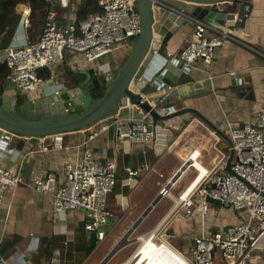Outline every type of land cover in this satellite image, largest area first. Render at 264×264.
Segmentation results:
<instances>
[{"label": "crops", "instance_id": "0c3cea01", "mask_svg": "<svg viewBox=\"0 0 264 264\" xmlns=\"http://www.w3.org/2000/svg\"><path fill=\"white\" fill-rule=\"evenodd\" d=\"M81 0H70L63 8L57 1L51 2L57 22L65 23L76 20V12ZM29 5V4H28ZM234 7L235 15L241 7L246 11L243 18L237 20L241 27H231L228 32L234 38L215 50L209 66L201 61L191 64L187 73L179 75L177 83L166 80L172 89L166 95L158 94V89H151L146 94L161 106L181 108L185 106L197 109L209 121L227 132V123L243 125L254 120L255 113L264 104V15L262 0H237L228 4ZM30 26L23 25L24 16L16 10L8 22L7 30L0 38V63L4 59L7 47H22L35 41L41 32L36 29L34 19L29 15ZM192 39V26L181 25L168 41L167 50L176 55ZM129 47L118 45L112 53L89 63L78 53L64 51L62 60L51 68L39 72L47 79L46 83L35 92L19 93L38 97L48 92L72 86L71 77L82 76L79 71L90 66L103 64L106 69L118 68L125 61ZM234 73L233 75L231 73ZM14 84L5 80L2 94L15 99ZM1 94V95H2ZM131 105L118 110L126 115ZM103 121L94 126L61 134V140L54 137L39 138L32 141L28 137L15 135L6 147H0V165L18 172L24 182L5 192L0 209V256L6 264H47L51 255L57 254L64 264H98L106 253L117 243L128 229L138 220L130 236L149 235L152 232L165 231V240L179 251H184L192 243L194 235L212 233L241 220V214L224 210L209 202L207 218L202 221L197 213L190 219L175 214L177 195L187 185L195 173L193 167L181 172L177 179L169 184L181 163L197 150V160L210 167L216 153L213 145L217 135L204 122L193 118L162 152L157 154L152 144H138L128 139L109 134L108 128L101 130L88 145L96 159L101 162H116V184L106 197L108 208L115 213L106 237L98 241L95 248L86 252L89 238L84 230L85 211L82 208L69 209L61 214L59 223L52 220L51 196L32 188V181L44 175L49 169L57 170L58 179L63 175L65 161H73L83 149L88 133L98 130ZM61 143L66 149H53ZM217 146L229 153L227 142L221 137ZM47 147L46 150H43ZM141 167L137 175L127 181L128 169ZM168 185L170 196L160 195L162 186ZM157 201L150 206L156 198ZM137 237L135 238L137 240ZM146 252L141 264H166L157 246L152 249L142 248ZM3 243L7 248L1 251ZM150 244V243H149ZM122 246V247H123ZM120 247L109 260L119 259ZM154 252H151L153 251ZM162 252V254L160 253ZM132 255L123 258L126 264ZM181 257V256H180ZM182 258V257H181ZM183 259V258H182ZM184 260V259H183ZM140 262V261H138ZM251 264H264V252L256 251Z\"/></svg>", "mask_w": 264, "mask_h": 264}, {"label": "built area", "instance_id": "2783aa9c", "mask_svg": "<svg viewBox=\"0 0 264 264\" xmlns=\"http://www.w3.org/2000/svg\"><path fill=\"white\" fill-rule=\"evenodd\" d=\"M47 1H57L63 8L70 4V0ZM262 2L264 15V0ZM97 3L100 10L88 14L79 23L57 22L55 12L49 10L36 41L22 47L6 48L1 62H6L9 68L6 81L14 84V96L17 97L18 92H35L44 85L47 79L39 71L51 68L62 60L65 50L78 53L85 61L94 63L112 53L118 45L130 47L132 39L141 31L136 0H97ZM19 9L24 16L23 25L29 27L30 6L24 4ZM187 17L193 21L192 39L176 55L171 52L168 54L185 65L191 66L194 62L201 61L209 66L215 50L234 36L228 30L218 29L202 18ZM157 89L158 94L166 95L172 85L159 83ZM131 106L126 115L113 112L103 120L100 129L88 133L82 144L81 154L73 161L64 162L61 179H58L57 170L52 168L32 181L35 191L51 196L54 223L60 222L64 211L82 208L85 211L84 230L95 232L98 241L106 237L110 221L116 219L106 201L108 193L116 184V162H101L96 159L88 142L101 130H106L110 120L117 137L143 145L154 143V125L149 114L136 105ZM226 123V133L232 140L234 151L230 166L232 173L225 170L228 154L217 146L221 137L212 130L217 138L213 145L216 156L211 166L202 165L197 160L199 152L194 150L178 168L184 172L191 166L195 173L177 195L175 214L190 219L199 213L202 221H205L209 199H216L221 205L240 213L241 220L222 230L194 235L192 243L184 251H179L168 243L165 240V231L162 230L138 236L137 240L142 241L148 237L159 245L165 243L186 264H251V258L256 251L264 252V104L255 113L252 122L241 126L233 125L229 121ZM1 131L0 147H6L16 134ZM55 140L60 141L61 137L56 136ZM63 148L67 147L61 143L53 145V149ZM46 149L47 147L43 148ZM141 170V167L128 169L127 181ZM23 182L24 178L18 172L0 165V209L5 192ZM160 195L170 196L166 185L160 189ZM47 264L64 263L54 254L50 256Z\"/></svg>", "mask_w": 264, "mask_h": 264}, {"label": "water", "instance_id": "95a60500", "mask_svg": "<svg viewBox=\"0 0 264 264\" xmlns=\"http://www.w3.org/2000/svg\"><path fill=\"white\" fill-rule=\"evenodd\" d=\"M236 2L237 0H136L141 31L132 39L122 65L116 69H106L107 66L96 63L95 66L79 71L82 78L73 75L72 86L38 97L26 94L13 100L8 95H0V134L1 130H5L28 137L32 141L61 137V134L96 125L111 113L117 112L120 107L136 105L152 119L155 131L153 146L157 154L162 153L193 118H197L227 142L229 153L225 170L232 173L230 166L234 151L232 140L225 131L193 107L161 106L146 94L152 88L157 89L159 83L166 86V80L177 83L179 75L189 71V65L169 55L167 50L169 39L181 25L193 26V21L187 16L202 18L221 30L241 27L242 24L237 20L246 14L245 9L241 7L235 15L234 7L228 5ZM97 89L103 94L94 97L93 92ZM108 123L109 134L114 133V125L110 120ZM181 170L176 171L169 184L177 179ZM209 201L216 207L221 206L216 199ZM139 220L98 264L108 263L111 256L127 242ZM86 235L89 238L86 252H89L96 247L98 240L95 232L87 231ZM0 264H6L1 256Z\"/></svg>", "mask_w": 264, "mask_h": 264}, {"label": "trees", "instance_id": "16d2710c", "mask_svg": "<svg viewBox=\"0 0 264 264\" xmlns=\"http://www.w3.org/2000/svg\"><path fill=\"white\" fill-rule=\"evenodd\" d=\"M29 4L31 8L30 15L34 19V25L36 29H43L46 15L49 10H51V2L47 0H0V38L7 30L8 22L13 17L16 10H18L22 5ZM100 10L97 0H81L77 12H76V22L79 23L81 20L85 19L88 14L93 12H98ZM39 33V36L41 34ZM38 36V37H39ZM37 37V39H38ZM35 39V41L37 40ZM34 42V41H33ZM9 73V68L6 62L0 63V95L4 90V82L6 76ZM41 76H43L40 73ZM44 77V76H43ZM103 92L99 89L94 90L93 96H101ZM21 98V97H20ZM7 243H3L1 246V251L7 248Z\"/></svg>", "mask_w": 264, "mask_h": 264}, {"label": "rangeland", "instance_id": "374dc122", "mask_svg": "<svg viewBox=\"0 0 264 264\" xmlns=\"http://www.w3.org/2000/svg\"><path fill=\"white\" fill-rule=\"evenodd\" d=\"M105 57H107V56H105ZM105 57H103V58H105ZM96 62H97V60H96ZM221 208H223L224 210H227V211L230 210L229 208H226L223 206H221ZM136 237H137V235H135V234L132 237L130 236L129 242L125 246H123L119 251L118 255H121V256H119L120 258L118 259L117 258L118 256H117L115 259L113 258L112 260H109L107 264H119V263L123 262V258H128L130 255H132L135 252V250L136 251L139 250L138 248H139V245L141 244L142 241L136 240L135 239ZM263 242H264V239H263ZM144 255H146V252L144 253V251H142V250L139 251L135 257V261L138 257H139L138 261H141V262L145 261L146 259L144 258ZM133 261H134V258L130 259L127 264H131Z\"/></svg>", "mask_w": 264, "mask_h": 264}, {"label": "bare ground", "instance_id": "6f19581e", "mask_svg": "<svg viewBox=\"0 0 264 264\" xmlns=\"http://www.w3.org/2000/svg\"><path fill=\"white\" fill-rule=\"evenodd\" d=\"M144 239H146L147 241L144 243V246L142 248H147L151 250L153 245L155 246V248L157 246V248L160 251L165 252V254H162V252L160 253L167 260L166 264H186L185 261L180 257V255L177 252H175L173 249H171L167 244L163 243V245H159L158 243H155L153 240H150L148 237ZM140 247L141 246H139L138 249H140ZM139 251L141 250H137V251L135 250V252L132 254L133 257H131V259L134 258V261L131 264H141V261L138 262L139 257L135 261V257ZM151 252H154V250ZM142 264H144V262Z\"/></svg>", "mask_w": 264, "mask_h": 264}]
</instances>
